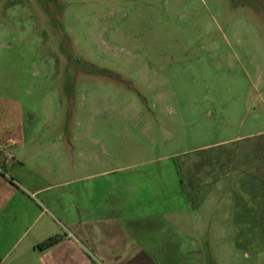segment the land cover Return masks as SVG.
I'll use <instances>...</instances> for the list:
<instances>
[{
	"label": "rangeland",
	"instance_id": "obj_1",
	"mask_svg": "<svg viewBox=\"0 0 264 264\" xmlns=\"http://www.w3.org/2000/svg\"><path fill=\"white\" fill-rule=\"evenodd\" d=\"M261 133L264 0H0V151L29 200L69 192L77 214L79 197L109 199L150 169L178 183L179 155ZM249 231L239 247L207 228L174 239V261L264 264Z\"/></svg>",
	"mask_w": 264,
	"mask_h": 264
},
{
	"label": "crops",
	"instance_id": "obj_2",
	"mask_svg": "<svg viewBox=\"0 0 264 264\" xmlns=\"http://www.w3.org/2000/svg\"><path fill=\"white\" fill-rule=\"evenodd\" d=\"M263 136L221 139L179 155L178 183L155 181L146 175L160 171L150 169L146 181L114 184L109 199L92 204L79 197L77 214L69 192L51 195L38 186L30 199L40 201L29 200L13 172L14 157L2 148L0 264H182L174 261L182 249L174 239L202 235L204 228L214 237L237 239L235 247L248 228L251 238L262 237L264 224L256 222L264 219V207L253 190L264 172V141L257 140ZM51 212L56 216L45 219ZM52 238L56 244L37 249Z\"/></svg>",
	"mask_w": 264,
	"mask_h": 264
},
{
	"label": "trees",
	"instance_id": "obj_3",
	"mask_svg": "<svg viewBox=\"0 0 264 264\" xmlns=\"http://www.w3.org/2000/svg\"><path fill=\"white\" fill-rule=\"evenodd\" d=\"M177 174H179L178 170H177ZM56 242H57V239L56 238L48 239L45 242L37 245V249H39V250H45V249L53 246L54 244H56Z\"/></svg>",
	"mask_w": 264,
	"mask_h": 264
}]
</instances>
